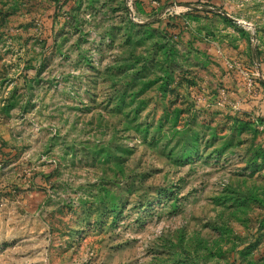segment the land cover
<instances>
[{
    "label": "rangeland",
    "instance_id": "obj_1",
    "mask_svg": "<svg viewBox=\"0 0 264 264\" xmlns=\"http://www.w3.org/2000/svg\"><path fill=\"white\" fill-rule=\"evenodd\" d=\"M0 264H264V0H0Z\"/></svg>",
    "mask_w": 264,
    "mask_h": 264
}]
</instances>
